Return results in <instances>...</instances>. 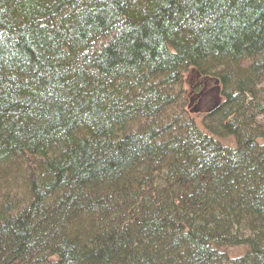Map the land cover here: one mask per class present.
<instances>
[{
    "label": "trees",
    "instance_id": "obj_1",
    "mask_svg": "<svg viewBox=\"0 0 264 264\" xmlns=\"http://www.w3.org/2000/svg\"><path fill=\"white\" fill-rule=\"evenodd\" d=\"M0 264H264V0H0Z\"/></svg>",
    "mask_w": 264,
    "mask_h": 264
},
{
    "label": "rangeland",
    "instance_id": "obj_2",
    "mask_svg": "<svg viewBox=\"0 0 264 264\" xmlns=\"http://www.w3.org/2000/svg\"><path fill=\"white\" fill-rule=\"evenodd\" d=\"M206 92L207 93L200 99L198 104H196L194 101L190 102L191 110H193V112H195L198 117L201 116L202 113L208 111L213 105L214 100H216L217 94L215 93L214 89L210 90V87H207Z\"/></svg>",
    "mask_w": 264,
    "mask_h": 264
}]
</instances>
